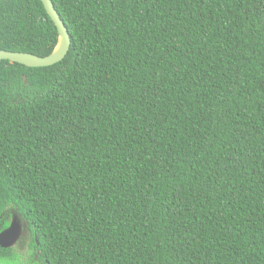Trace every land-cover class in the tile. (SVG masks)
Returning a JSON list of instances; mask_svg holds the SVG:
<instances>
[{"label": "trees", "instance_id": "obj_1", "mask_svg": "<svg viewBox=\"0 0 264 264\" xmlns=\"http://www.w3.org/2000/svg\"><path fill=\"white\" fill-rule=\"evenodd\" d=\"M52 1L66 57L0 61V264H264V0ZM57 41L0 0V49Z\"/></svg>", "mask_w": 264, "mask_h": 264}, {"label": "water", "instance_id": "obj_2", "mask_svg": "<svg viewBox=\"0 0 264 264\" xmlns=\"http://www.w3.org/2000/svg\"><path fill=\"white\" fill-rule=\"evenodd\" d=\"M41 1L58 30V41L54 50L47 56H39L30 52L0 49V61L9 60L28 67H45L54 65L66 57L71 47L69 30L55 8L53 1ZM15 215L9 227L0 232V246L2 247H13L21 237L27 234V222L23 221L22 223V219Z\"/></svg>", "mask_w": 264, "mask_h": 264}, {"label": "rangeland", "instance_id": "obj_3", "mask_svg": "<svg viewBox=\"0 0 264 264\" xmlns=\"http://www.w3.org/2000/svg\"><path fill=\"white\" fill-rule=\"evenodd\" d=\"M15 216H18L19 218H20V216L19 215H15ZM21 219V218H20ZM21 222L23 223V220H21ZM26 235V234H25ZM18 243H19V240L16 242V244L14 245V246H17L18 245ZM23 255H25V257H23L24 259H26V252L25 253H23Z\"/></svg>", "mask_w": 264, "mask_h": 264}]
</instances>
